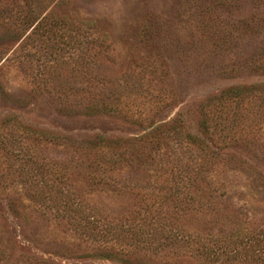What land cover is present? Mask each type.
<instances>
[{"label":"rangeland","instance_id":"obj_1","mask_svg":"<svg viewBox=\"0 0 264 264\" xmlns=\"http://www.w3.org/2000/svg\"><path fill=\"white\" fill-rule=\"evenodd\" d=\"M0 264H264V0H0Z\"/></svg>","mask_w":264,"mask_h":264},{"label":"trees","instance_id":"obj_2","mask_svg":"<svg viewBox=\"0 0 264 264\" xmlns=\"http://www.w3.org/2000/svg\"><path fill=\"white\" fill-rule=\"evenodd\" d=\"M242 93L239 91H232L228 93L229 98L237 99Z\"/></svg>","mask_w":264,"mask_h":264}]
</instances>
